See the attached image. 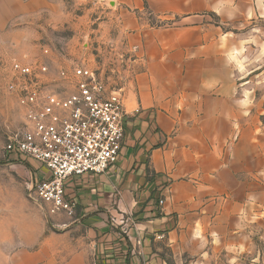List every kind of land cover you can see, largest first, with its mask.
I'll list each match as a JSON object with an SVG mask.
<instances>
[{"label": "crops", "instance_id": "crops-1", "mask_svg": "<svg viewBox=\"0 0 264 264\" xmlns=\"http://www.w3.org/2000/svg\"><path fill=\"white\" fill-rule=\"evenodd\" d=\"M121 4L137 57L121 159L66 182L74 219L26 212L12 264H253L242 255L264 215V131L235 79L243 37L227 27L264 19V0ZM146 10L175 23L149 26Z\"/></svg>", "mask_w": 264, "mask_h": 264}, {"label": "rangeland", "instance_id": "rangeland-1", "mask_svg": "<svg viewBox=\"0 0 264 264\" xmlns=\"http://www.w3.org/2000/svg\"><path fill=\"white\" fill-rule=\"evenodd\" d=\"M123 11L121 0H0V264H12V241L18 237L24 214L35 209L44 212L29 198L31 183L39 180L40 166L29 159L20 161L6 149L8 137L25 120L18 96L9 87L15 82L12 64H44L49 77L56 78L61 69L85 62L108 91L124 92L135 75L137 57L136 49L127 47L121 29ZM141 17L153 27L175 23L172 18L157 19L147 10ZM227 28L243 37L235 79L248 115L264 131V19L252 18ZM49 86L64 90L54 81ZM260 197L264 199L263 187ZM245 242L250 247L244 249L243 259L260 257L262 261L264 215L257 234L249 235Z\"/></svg>", "mask_w": 264, "mask_h": 264}, {"label": "built area", "instance_id": "built-area-1", "mask_svg": "<svg viewBox=\"0 0 264 264\" xmlns=\"http://www.w3.org/2000/svg\"><path fill=\"white\" fill-rule=\"evenodd\" d=\"M47 52V51H46ZM10 91L18 96L24 122L8 137V154L39 167L29 198L48 217L74 219L77 204L66 198V182L84 175H104L121 159L125 138L124 92L108 91L85 62L50 78L44 64L14 62ZM62 85L54 90L49 82ZM253 264H264L260 257Z\"/></svg>", "mask_w": 264, "mask_h": 264}, {"label": "trees", "instance_id": "trees-1", "mask_svg": "<svg viewBox=\"0 0 264 264\" xmlns=\"http://www.w3.org/2000/svg\"><path fill=\"white\" fill-rule=\"evenodd\" d=\"M20 161H23V160H21V159H19Z\"/></svg>", "mask_w": 264, "mask_h": 264}]
</instances>
